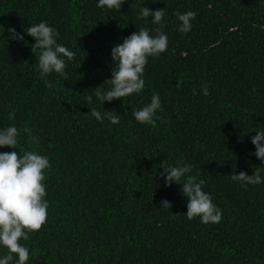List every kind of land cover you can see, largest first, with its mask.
I'll return each mask as SVG.
<instances>
[{"label":"trees","instance_id":"trees-1","mask_svg":"<svg viewBox=\"0 0 264 264\" xmlns=\"http://www.w3.org/2000/svg\"><path fill=\"white\" fill-rule=\"evenodd\" d=\"M97 4L0 0V129L21 133L17 147L0 152L37 151L51 164L43 182L47 221L20 241L29 249L26 264H264V182L231 179L255 168L264 178L251 142L264 129V0H125L119 11ZM143 7L164 8L162 24L139 18ZM187 11L196 16L180 33L177 13ZM41 21L75 53L63 57L66 77L40 74V50L32 51L36 41L25 30ZM10 27L24 40L10 39ZM140 28L152 36L160 28L167 51L148 57L140 93L101 103L96 88L110 90L106 80L118 63L112 48ZM156 93L163 122L139 123L133 111ZM91 108L115 110L120 122H100ZM162 161L194 165L186 176L205 181L222 211L219 223L187 219V198L181 185L165 186ZM165 199L171 209L161 207ZM7 252L0 246V258Z\"/></svg>","mask_w":264,"mask_h":264},{"label":"clouds","instance_id":"clouds-1","mask_svg":"<svg viewBox=\"0 0 264 264\" xmlns=\"http://www.w3.org/2000/svg\"><path fill=\"white\" fill-rule=\"evenodd\" d=\"M125 0H98L97 7L120 10ZM152 16L153 24L161 25L165 16L164 8L152 10L148 7L140 9L139 18L148 19ZM180 33H187L191 30V21L195 19L196 13L187 11L177 13ZM10 39L17 41L24 40L23 33H18L14 27H10ZM27 34L35 39L31 45L35 53L40 50L38 57V69L42 77L52 72L59 73L66 77L65 67L66 57L68 61L75 59V53L70 51L62 44L57 43L59 32L57 29L48 25L46 21L28 27ZM157 35L149 34L147 28H140L131 35L124 38L123 43L116 44L111 50L113 61L118 62L117 67L112 70L111 78L106 80L111 88L104 91L100 87L96 88V99L104 104L105 101L112 102L114 99H121L131 96L134 93H140L145 87V81L142 78L145 67L148 63V57H158L167 51L168 37L161 31L156 30ZM46 86L51 88L52 84L45 79ZM182 81L176 83L181 86ZM193 94L196 90L193 89ZM203 94L209 95L207 85L203 87ZM85 103H92V96L85 98ZM157 110L162 111L160 96L153 94L150 103L142 108L133 111V116L141 124L156 126L157 120L163 122V117L156 115ZM91 114L98 121L109 120L113 124L120 122L117 111L112 110L102 114L95 108H91ZM14 111L9 114V120L14 119ZM256 135L251 137V142L255 146L256 157L264 162V129H257ZM29 141L39 144L38 137L32 134V129L25 127ZM20 131L16 126L11 125L0 129V148L18 146L17 137ZM163 171L159 175L164 179L165 186H171L172 183L181 185L180 191L187 198L186 217L192 220L200 217L201 223H219L222 219V211L213 203L210 193L203 190L205 181L197 179L196 176L187 175L194 165L182 164L177 161L176 166H172L164 161L161 162ZM51 164L47 156L40 155L37 151L25 150L21 155L16 151L0 152V246L5 247L8 252L0 258V264H10L13 260V254L18 259L16 264H26L29 260V249L20 241H28L29 233L36 232L47 221V209L49 202L45 199L47 196L45 180V170H50ZM186 177V178H185ZM233 181H238L242 186L255 185L264 182L259 168H255L254 173L249 175L245 171L231 176ZM161 207L171 209L172 203L167 199L161 201Z\"/></svg>","mask_w":264,"mask_h":264}]
</instances>
